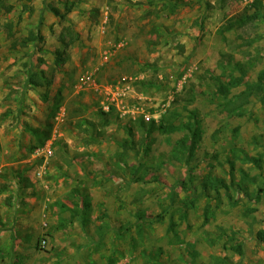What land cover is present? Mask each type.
Masks as SVG:
<instances>
[{"label":"rangeland","instance_id":"rangeland-1","mask_svg":"<svg viewBox=\"0 0 264 264\" xmlns=\"http://www.w3.org/2000/svg\"><path fill=\"white\" fill-rule=\"evenodd\" d=\"M261 232L264 0H0V264H264Z\"/></svg>","mask_w":264,"mask_h":264},{"label":"built area","instance_id":"built-area-1","mask_svg":"<svg viewBox=\"0 0 264 264\" xmlns=\"http://www.w3.org/2000/svg\"><path fill=\"white\" fill-rule=\"evenodd\" d=\"M43 151L45 152V156L47 158H49L53 154V150H52L51 146H47V148L44 149Z\"/></svg>","mask_w":264,"mask_h":264},{"label":"trees","instance_id":"trees-1","mask_svg":"<svg viewBox=\"0 0 264 264\" xmlns=\"http://www.w3.org/2000/svg\"><path fill=\"white\" fill-rule=\"evenodd\" d=\"M32 82L37 83L36 81H32ZM223 92H224V93H227V92H228V89H226L225 86H223ZM48 137H49V134L46 135V139H47ZM260 234H261V235H260L261 239L264 240V232H261Z\"/></svg>","mask_w":264,"mask_h":264},{"label":"crops","instance_id":"crops-1","mask_svg":"<svg viewBox=\"0 0 264 264\" xmlns=\"http://www.w3.org/2000/svg\"><path fill=\"white\" fill-rule=\"evenodd\" d=\"M4 226V225H3ZM9 226V227H8ZM7 227L9 228V230H12V228H11V226L10 225H8ZM7 264H10V263H7Z\"/></svg>","mask_w":264,"mask_h":264}]
</instances>
